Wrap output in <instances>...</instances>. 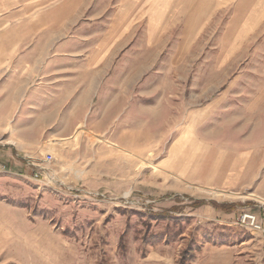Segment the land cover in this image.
<instances>
[{
	"label": "rangeland",
	"instance_id": "1",
	"mask_svg": "<svg viewBox=\"0 0 264 264\" xmlns=\"http://www.w3.org/2000/svg\"><path fill=\"white\" fill-rule=\"evenodd\" d=\"M157 1L63 0L47 26L1 34L21 78L24 53L47 55L34 101L0 99V146L45 133L0 168V264H178L209 244L264 264L234 226L264 205L246 197L264 198V0Z\"/></svg>",
	"mask_w": 264,
	"mask_h": 264
},
{
	"label": "crops",
	"instance_id": "2",
	"mask_svg": "<svg viewBox=\"0 0 264 264\" xmlns=\"http://www.w3.org/2000/svg\"><path fill=\"white\" fill-rule=\"evenodd\" d=\"M156 1L157 0H154V5ZM77 2L78 0H70L71 9H76ZM62 4L63 0H0V44L3 40L1 35L2 33L7 31L9 28L15 29L22 23L24 26L26 25L28 28H32L33 31L34 29L47 26L45 23L46 13L62 10ZM20 18H24V20L20 22ZM17 20L20 22L19 24L16 23ZM11 49H13L11 52H4L0 54V99L3 93H9V100L15 105L20 97H22V93H24L23 102L25 104L31 103L39 96V92L43 87V84L41 82H37V78L34 80V77L38 76V79L41 80L40 77L44 70H40L37 66L39 65V61L46 59V51L24 53L23 59L26 58L37 62L32 66L30 64L29 68L23 72L21 78L20 73H17V70H7V68L3 67L4 60H16L19 56H21V53L17 54L13 41ZM60 91L61 90H59V93ZM57 98L58 101L61 102V97H57L56 94L55 101H57ZM124 113L119 114L118 122L122 121V117L125 115ZM55 117L56 112L54 118ZM9 120L10 118L8 117V119L2 121L1 125L8 123ZM45 123L52 124V116L45 117ZM110 124L111 122L107 121L108 127L106 126L104 130L107 128L110 129ZM3 129L4 126H0V131ZM54 133L56 134V132ZM43 135L39 132V136H37L32 142H26L25 140H22L20 136H16V138H14V140H16L15 145L10 143L8 145L0 146V168L9 167L11 168V171H20L19 162H26L25 158L31 155V152L43 139ZM5 163H7V165ZM185 166H189L187 162ZM259 209L260 212L258 213L253 212L252 210L249 211L256 213L260 217H264L262 213L264 212L263 209L261 207H259ZM248 251H250V249L245 244H209L200 256L194 261H191L189 264H248L245 260V253ZM146 264L175 263L168 258L164 259L160 257L159 259L149 260Z\"/></svg>",
	"mask_w": 264,
	"mask_h": 264
},
{
	"label": "built area",
	"instance_id": "3",
	"mask_svg": "<svg viewBox=\"0 0 264 264\" xmlns=\"http://www.w3.org/2000/svg\"><path fill=\"white\" fill-rule=\"evenodd\" d=\"M53 161L54 157L48 154L45 157L43 163L50 165ZM32 165L41 168L40 166H36L35 164ZM261 208L264 211V205H261ZM234 226L243 229L252 236L264 241V217H260L256 213H253L249 210H244L237 215Z\"/></svg>",
	"mask_w": 264,
	"mask_h": 264
},
{
	"label": "bare ground",
	"instance_id": "4",
	"mask_svg": "<svg viewBox=\"0 0 264 264\" xmlns=\"http://www.w3.org/2000/svg\"><path fill=\"white\" fill-rule=\"evenodd\" d=\"M82 127H83V126H82ZM82 127H80L79 129H81ZM79 129H78V130H79ZM82 130H83V129H82ZM78 137H79V131L76 132V134H75L74 137H73V140H74V141H77V140H78ZM68 140H69V139H67V140H63V141H68ZM70 141H72V140H70ZM60 142H62V141H60ZM11 144L15 145L16 143H15V142H11ZM231 195L236 196V197H243V195H239V194H231ZM244 197H245V196H244ZM246 197H253V198L257 199L258 202L260 201L261 203L264 204V198H263V197H258L257 195H253V194H250V195H248V196H246Z\"/></svg>",
	"mask_w": 264,
	"mask_h": 264
},
{
	"label": "trees",
	"instance_id": "5",
	"mask_svg": "<svg viewBox=\"0 0 264 264\" xmlns=\"http://www.w3.org/2000/svg\"><path fill=\"white\" fill-rule=\"evenodd\" d=\"M222 208H224V206ZM194 254L195 253L192 252L191 255L188 256V252L184 251L182 253L181 258L178 261V264H189L191 262V260L194 258Z\"/></svg>",
	"mask_w": 264,
	"mask_h": 264
}]
</instances>
